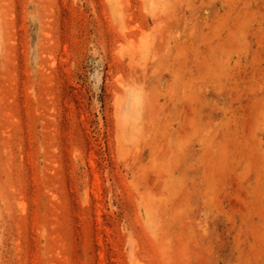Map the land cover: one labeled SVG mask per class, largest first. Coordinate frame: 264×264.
I'll use <instances>...</instances> for the list:
<instances>
[{
  "label": "rangeland",
  "instance_id": "1",
  "mask_svg": "<svg viewBox=\"0 0 264 264\" xmlns=\"http://www.w3.org/2000/svg\"><path fill=\"white\" fill-rule=\"evenodd\" d=\"M0 264H264V0H0Z\"/></svg>",
  "mask_w": 264,
  "mask_h": 264
}]
</instances>
